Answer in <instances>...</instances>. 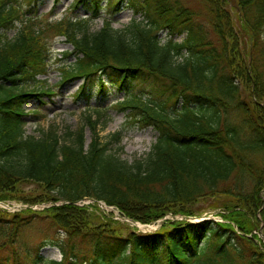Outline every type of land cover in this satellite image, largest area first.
<instances>
[{
  "label": "trees",
  "instance_id": "1",
  "mask_svg": "<svg viewBox=\"0 0 264 264\" xmlns=\"http://www.w3.org/2000/svg\"><path fill=\"white\" fill-rule=\"evenodd\" d=\"M123 1L142 19L123 28L104 20L89 32L87 19L41 21L25 9L36 0H0V201L63 202L0 208V264H264L254 233L259 212L264 234V0H199L195 9L182 0L115 3ZM91 4L95 15L98 1ZM161 30L184 38L161 42ZM59 36L72 46L59 83L82 78L80 93L93 81L102 92L106 83L123 92L117 103L132 122L158 132L145 158L122 160L89 117L87 148L82 128L67 130L65 141L56 128L25 135L24 105L51 91L30 84L47 73ZM84 197L145 224L206 208L226 211L219 214L229 222L167 219L137 233L95 203L73 204ZM202 202L208 207L194 208ZM34 214L47 227L32 246L22 236ZM47 244L59 248L60 261L39 255Z\"/></svg>",
  "mask_w": 264,
  "mask_h": 264
},
{
  "label": "rangeland",
  "instance_id": "2",
  "mask_svg": "<svg viewBox=\"0 0 264 264\" xmlns=\"http://www.w3.org/2000/svg\"><path fill=\"white\" fill-rule=\"evenodd\" d=\"M182 1L194 9L201 6L199 0ZM74 2L76 0H37L36 3L32 4L34 7L32 11L33 13L36 12L37 15H41V21H45L48 18H61L63 15L75 18H87L93 7L91 0H81L72 6ZM100 7L102 9L98 11L99 13L87 23L90 32H94L101 27L103 18L108 19L115 28H123L133 17L141 19L139 15L133 14L132 10L126 6L125 1L121 5L116 6L108 0H100ZM7 34H13L12 30L8 31ZM159 37L164 41L168 38L167 32H159ZM183 38L184 34L173 36L175 41H181ZM67 50H71V46L63 37H55L51 40L50 51L52 58L50 59L49 70L47 74L38 77L42 80L39 83V87L50 88L51 91L47 92L46 95L40 94L34 96L24 105L25 111L28 112L23 118L25 135L39 138L41 131L45 132L56 128L61 140L65 141L68 138L65 128L75 131L83 126V145L87 147L94 134L89 123L85 121V116L90 115L91 119L98 118L97 131L102 142L110 140L113 133H118L117 138L112 139L109 147L112 151H116L122 160L132 163L135 160L145 158L155 142L158 132L152 125H141L140 123L132 122L127 115L129 109L123 110L121 107H118L116 101L122 99V92H118L115 88L108 85L109 91L104 96L99 95L96 91V81H93L90 83L93 95L89 100L74 99L73 93L80 81L66 82L61 85L57 84L60 79L57 69L60 64L58 58L63 59L64 55L62 53ZM73 60L72 55L69 58L66 57V62ZM34 85L36 84H30L32 87ZM95 108H98V111ZM32 110H36V114H33ZM249 189L248 182H246L244 192H247ZM208 204L207 202L197 203L194 205V208L200 206L208 207ZM218 210L206 208L204 214L195 220H190L192 222L208 220L209 223L221 221V217L217 215ZM32 218L35 224L28 228L23 235V239L29 245H34L40 241L44 237L43 232L47 227V221L43 219L42 215H35ZM40 255L44 259L59 260L61 257L58 249L50 245L41 248Z\"/></svg>",
  "mask_w": 264,
  "mask_h": 264
}]
</instances>
